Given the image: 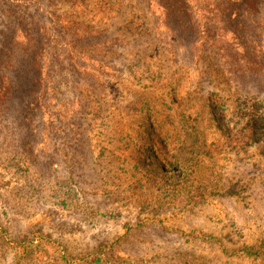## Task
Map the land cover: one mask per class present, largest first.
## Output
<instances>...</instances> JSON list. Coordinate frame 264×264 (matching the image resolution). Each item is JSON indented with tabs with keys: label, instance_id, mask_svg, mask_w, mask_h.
I'll return each instance as SVG.
<instances>
[{
	"label": "rangeland",
	"instance_id": "374dc122",
	"mask_svg": "<svg viewBox=\"0 0 264 264\" xmlns=\"http://www.w3.org/2000/svg\"><path fill=\"white\" fill-rule=\"evenodd\" d=\"M38 1L16 21L58 45L47 106L0 105V264H264V3L244 55L208 27L227 0H184L175 41L158 0Z\"/></svg>",
	"mask_w": 264,
	"mask_h": 264
},
{
	"label": "trees",
	"instance_id": "16d2710c",
	"mask_svg": "<svg viewBox=\"0 0 264 264\" xmlns=\"http://www.w3.org/2000/svg\"><path fill=\"white\" fill-rule=\"evenodd\" d=\"M183 1L184 0L157 1L159 5L163 4L162 9L165 14L166 28L170 31L171 36L174 37V41L178 38L177 33L178 30L181 29V25H185L184 31L189 33V35L193 32V24L191 21H180L178 17L180 14L184 15V17L189 15L187 11L182 12L180 9L181 4H184ZM227 1H230V5L228 4L229 7H226L228 12H226L225 19L220 21L219 18L214 15L213 19L210 20V26L208 25V27L213 29V24L216 25L217 22L218 24H222L225 27V30H223L225 32L223 39L228 40L227 44H231V47L241 50L244 55L255 54L258 50H261L262 46V34L260 33L261 30L257 27L256 15L261 9L264 0ZM187 2L190 3V1ZM261 2L263 3L260 5ZM33 6L37 7L40 11L41 4L38 0L0 1V12H9V16L13 19V23L10 21L7 24L9 28L13 27L11 36L7 34L10 41L4 47L0 46V95H2V97L0 96V105L7 103L8 98L13 95H16L20 104L26 109L33 108L37 110L42 106H47L48 104L41 102L37 103V94L33 91V89L34 87L38 88L42 86L41 94H44L45 96L49 92L50 82L47 74H49V71L52 70V50L55 51V47L58 43L57 41L51 42L49 40V43L47 44L46 40L45 44H40V42H38L40 29L37 28V26H33V23L30 22V27L26 28V24H22L21 21L17 23L16 13L22 10L25 12L29 11ZM89 16L93 19L95 18V15H87V17ZM77 18L83 17L76 16V19ZM58 20L56 23L52 24L59 27L58 36L63 34L65 37H62L61 39L67 40L68 37L66 36V32L68 29V23L66 24L65 20L60 23ZM201 24L202 31L201 33L199 32V35L202 37V40H205V36H207L205 30H208V27L203 28V25L206 24V19L204 22L201 21ZM72 27H76L75 23ZM1 34L2 32H0V35ZM4 37H6V35ZM211 38L212 36H207L206 40L208 41ZM70 39L71 38L69 37V40ZM49 47L50 49L47 51ZM81 52H85V49H81ZM27 80L31 84H29V89L26 86ZM44 108L45 109L42 112L43 119H45V111L47 107ZM25 118L26 117L24 116V119Z\"/></svg>",
	"mask_w": 264,
	"mask_h": 264
}]
</instances>
